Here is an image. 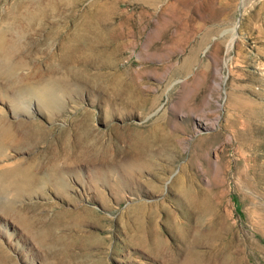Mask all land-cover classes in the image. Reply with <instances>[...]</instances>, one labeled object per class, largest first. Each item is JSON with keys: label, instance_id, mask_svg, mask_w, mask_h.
I'll use <instances>...</instances> for the list:
<instances>
[{"label": "rangeland", "instance_id": "rangeland-1", "mask_svg": "<svg viewBox=\"0 0 264 264\" xmlns=\"http://www.w3.org/2000/svg\"><path fill=\"white\" fill-rule=\"evenodd\" d=\"M29 1L0 0V264H264V0Z\"/></svg>", "mask_w": 264, "mask_h": 264}, {"label": "bare ground", "instance_id": "bare-ground-1", "mask_svg": "<svg viewBox=\"0 0 264 264\" xmlns=\"http://www.w3.org/2000/svg\"><path fill=\"white\" fill-rule=\"evenodd\" d=\"M27 1H29V0H27ZM29 2H30L31 6L34 5L36 7V9L34 10L35 12H32V14L27 15V18H28L29 21H31L33 19L36 20L37 16H39V15L42 16V14L44 15L47 12H52L57 7L60 8L61 6H67V7L70 8L71 5H73V1L72 0L71 1L70 0H49V1H46L48 3L45 2L46 4H43L44 0H30ZM99 5H100V3L96 4V6H99ZM13 6L14 7H23L24 6V2L17 1V2L14 3ZM25 20H27V19H25ZM26 24H27V22H26ZM24 26L30 27V26H34V25H28L27 24V25H24ZM12 27H13V24L12 25H7V26L2 27L0 29V68L2 70H4V71H6V68L11 66V64L9 63V58H10V56L12 54L11 49L6 46L7 44H6V41H5V32L10 30ZM75 27H76L75 31L72 32V34H73L72 36L73 37L71 38V40L80 42L82 44V46H84L85 45L84 42H86V45L88 46V48H92L91 47L92 46V41L95 42V41H99L100 40V36H101L100 32L101 31H100L99 28H101V25H75ZM206 29H208V28H206ZM63 48H67V49H70V50L72 49L73 50V49H79L80 46H77V45H74V46L73 45L72 46H70V45L66 46L65 45L64 46L63 45ZM36 90H38V89H36Z\"/></svg>", "mask_w": 264, "mask_h": 264}]
</instances>
